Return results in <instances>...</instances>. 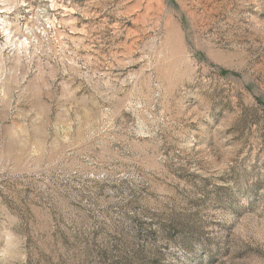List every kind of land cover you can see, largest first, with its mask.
I'll use <instances>...</instances> for the list:
<instances>
[{"label":"rangeland","instance_id":"rangeland-1","mask_svg":"<svg viewBox=\"0 0 264 264\" xmlns=\"http://www.w3.org/2000/svg\"><path fill=\"white\" fill-rule=\"evenodd\" d=\"M0 264H264V0H0Z\"/></svg>","mask_w":264,"mask_h":264}]
</instances>
